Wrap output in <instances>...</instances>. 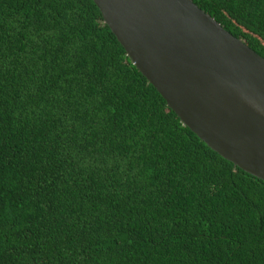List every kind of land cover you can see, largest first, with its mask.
<instances>
[{
  "label": "trees",
  "instance_id": "obj_1",
  "mask_svg": "<svg viewBox=\"0 0 264 264\" xmlns=\"http://www.w3.org/2000/svg\"><path fill=\"white\" fill-rule=\"evenodd\" d=\"M264 59V0H192ZM0 264H264V182L209 149L92 0H0Z\"/></svg>",
  "mask_w": 264,
  "mask_h": 264
},
{
  "label": "water",
  "instance_id": "obj_2",
  "mask_svg": "<svg viewBox=\"0 0 264 264\" xmlns=\"http://www.w3.org/2000/svg\"><path fill=\"white\" fill-rule=\"evenodd\" d=\"M92 1L181 124L264 182V59L192 0Z\"/></svg>",
  "mask_w": 264,
  "mask_h": 264
}]
</instances>
